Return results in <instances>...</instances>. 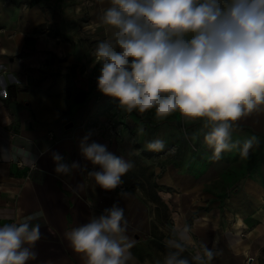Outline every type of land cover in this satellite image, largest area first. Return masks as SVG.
<instances>
[{"label": "crops", "instance_id": "0c3cea01", "mask_svg": "<svg viewBox=\"0 0 264 264\" xmlns=\"http://www.w3.org/2000/svg\"><path fill=\"white\" fill-rule=\"evenodd\" d=\"M28 2L0 0V147L9 154L0 160V226L39 214L33 223L40 224L42 237L35 246L38 257L29 264H86L64 234L114 203L124 208L125 234L135 241L127 264H162L169 251L166 241L184 225L193 244L183 256L190 260L198 251L203 254L200 245L206 244L215 253L211 264H264V111L233 124L234 134L246 141L255 137L257 143L247 157H231L244 177L225 197L218 176L207 179L200 170L175 165L162 172L159 166L148 171L135 164L112 191L96 187L79 169L58 176L54 153L93 170L79 147L89 133V143L107 144L109 151L130 160L104 122L106 115H99L95 97L90 107L71 106L62 81L55 83L59 62L47 63L50 51L93 56L90 51L109 35L98 19L108 0ZM77 76L78 85L86 88L88 79ZM183 119L202 137L209 126L204 119ZM121 190L129 193L127 198H120Z\"/></svg>", "mask_w": 264, "mask_h": 264}, {"label": "clouds", "instance_id": "9594fccd", "mask_svg": "<svg viewBox=\"0 0 264 264\" xmlns=\"http://www.w3.org/2000/svg\"><path fill=\"white\" fill-rule=\"evenodd\" d=\"M98 19L109 35L93 53L97 90L122 110H154L161 120L174 113L206 120L210 130L204 140L217 160L237 146L231 141L234 122L264 111V0H108ZM90 135L79 147L93 170L54 153L55 173L67 176L79 169L102 190L121 187L133 162L107 144L89 143ZM255 143V137L245 141L242 155L247 157ZM147 147L159 152L165 144L157 139ZM8 158V149L0 147V160ZM128 195L119 193L121 199ZM38 218L33 213L0 226V264L37 259L42 233L33 221ZM126 230L124 208L114 203L64 235L86 264H127L135 241ZM190 231L187 225L174 230L162 264H211L215 253L206 244L200 245L203 254L183 256L193 244Z\"/></svg>", "mask_w": 264, "mask_h": 264}, {"label": "rangeland", "instance_id": "374dc122", "mask_svg": "<svg viewBox=\"0 0 264 264\" xmlns=\"http://www.w3.org/2000/svg\"><path fill=\"white\" fill-rule=\"evenodd\" d=\"M28 3L33 5L34 0H29ZM94 50L90 51L92 55ZM87 54V52L76 53V51H50L47 63L59 62L55 83L62 81L63 92L67 98L65 101H68L71 106L78 104L90 107L95 97L94 101L100 104L99 115L101 117L106 115L104 122L110 123V127L121 139V151L129 157L134 166L136 164L145 167L148 171L152 166H159L160 171L165 172L168 165H175L187 171L200 170L203 174L206 173L207 179L218 176L216 184L223 188L224 197L235 188L240 179L242 180L244 176L236 170L238 166L236 161L242 154L246 140L231 131V141L237 146L221 153L224 160L222 162L221 158L218 160L213 158V149L204 140V134L210 130V125L205 128L206 132H203L202 137V133L196 127L185 124L179 113L161 120L155 116L154 110L144 113L137 111L129 113L122 110L113 99L97 90L96 77L99 74V66L92 67L93 56L88 57ZM77 75L88 79L86 88L78 85ZM50 84L53 85V83ZM94 92L96 95L89 98ZM96 120H99V116ZM157 139L164 142V150L159 152L149 150L148 143ZM232 156L236 161H231ZM138 160L139 163H137ZM212 182L215 184L214 180ZM247 233H243L242 236H246Z\"/></svg>", "mask_w": 264, "mask_h": 264}, {"label": "bare ground", "instance_id": "6f19581e", "mask_svg": "<svg viewBox=\"0 0 264 264\" xmlns=\"http://www.w3.org/2000/svg\"><path fill=\"white\" fill-rule=\"evenodd\" d=\"M242 222H243V220L240 218L239 219V224L242 225Z\"/></svg>", "mask_w": 264, "mask_h": 264}]
</instances>
